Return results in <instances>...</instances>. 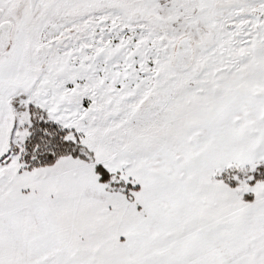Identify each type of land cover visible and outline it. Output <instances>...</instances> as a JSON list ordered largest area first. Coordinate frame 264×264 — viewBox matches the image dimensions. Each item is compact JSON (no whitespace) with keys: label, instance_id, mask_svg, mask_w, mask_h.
Instances as JSON below:
<instances>
[{"label":"snow or ice","instance_id":"obj_1","mask_svg":"<svg viewBox=\"0 0 264 264\" xmlns=\"http://www.w3.org/2000/svg\"><path fill=\"white\" fill-rule=\"evenodd\" d=\"M0 264H264V0H0Z\"/></svg>","mask_w":264,"mask_h":264}]
</instances>
